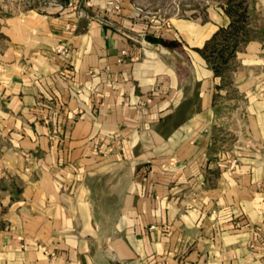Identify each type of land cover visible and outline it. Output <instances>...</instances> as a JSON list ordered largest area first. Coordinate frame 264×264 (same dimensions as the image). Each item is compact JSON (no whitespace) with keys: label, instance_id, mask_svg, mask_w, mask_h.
Masks as SVG:
<instances>
[{"label":"crops","instance_id":"0c3cea01","mask_svg":"<svg viewBox=\"0 0 264 264\" xmlns=\"http://www.w3.org/2000/svg\"><path fill=\"white\" fill-rule=\"evenodd\" d=\"M107 2L8 30L0 264H264V0L246 2L226 118L201 50L230 5L161 19L163 0Z\"/></svg>","mask_w":264,"mask_h":264},{"label":"rangeland","instance_id":"374dc122","mask_svg":"<svg viewBox=\"0 0 264 264\" xmlns=\"http://www.w3.org/2000/svg\"><path fill=\"white\" fill-rule=\"evenodd\" d=\"M85 0H83L84 2ZM96 1V0H95ZM248 0H163V10L161 12V19L169 15H185L192 11H205L208 7H216L220 4L230 5V13L238 20L240 23L238 26L241 29L233 37H229V40L224 38L219 39L218 46H224L229 43L231 46L236 44L235 57L230 58L228 63L222 65L223 72L220 76L227 88L231 91L229 94L220 96L221 108L219 109L222 117H227V114H233L238 107H240L237 102L240 100L239 94L233 89L235 82L237 80V72L239 71V63L236 60V53L239 46L242 44V36L245 33V27L248 23V17L245 15L247 12L245 10ZM262 1V0H261ZM61 0H0V53L5 52L8 49V39H9V28L13 22L17 19H22L24 16L31 15L34 13L45 14L50 11L51 8L56 7L60 4ZM85 3V2H84ZM248 7V6H247ZM83 10L87 8L82 6ZM89 9V8H88ZM246 12V13H245ZM262 15V14H261ZM262 16H255V18ZM257 19V20H258ZM253 20V19H252ZM238 37V38H237ZM228 56V53L225 54ZM212 66V65H211ZM232 119V117H229ZM233 122H228L229 126H232Z\"/></svg>","mask_w":264,"mask_h":264},{"label":"trees","instance_id":"16d2710c","mask_svg":"<svg viewBox=\"0 0 264 264\" xmlns=\"http://www.w3.org/2000/svg\"><path fill=\"white\" fill-rule=\"evenodd\" d=\"M239 21H235L229 28L221 30L215 38L210 41L201 53L207 59V61L212 65L213 69L217 76H222L223 66L228 63L229 59L235 57L236 44L234 43L231 46L229 43L224 46L219 47L218 40L224 38L225 40H229V37H233L235 39V35L241 29L239 25ZM238 38V37H237ZM228 53V56L225 54Z\"/></svg>","mask_w":264,"mask_h":264},{"label":"built area","instance_id":"2783aa9c","mask_svg":"<svg viewBox=\"0 0 264 264\" xmlns=\"http://www.w3.org/2000/svg\"><path fill=\"white\" fill-rule=\"evenodd\" d=\"M84 2H85V3H84V6H85L86 8H92V7H94L95 0H85ZM107 3H108L109 6H115L113 0H108ZM72 6H73L75 9H77L79 18H83V17L85 16V10H83L82 8H79L78 4H72ZM115 7L118 9L117 6H115ZM158 20H159V21H162V23H163L164 25H166V26H170L169 21H166V20H160V18H158ZM153 22H155V20H153ZM124 54H125V52H124ZM233 163H234V162H233Z\"/></svg>","mask_w":264,"mask_h":264}]
</instances>
